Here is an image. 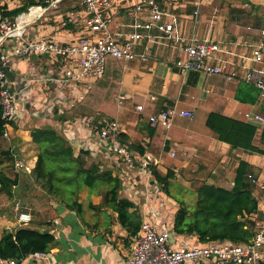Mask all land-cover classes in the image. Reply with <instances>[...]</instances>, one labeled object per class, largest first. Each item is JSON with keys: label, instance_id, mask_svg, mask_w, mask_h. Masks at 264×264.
I'll return each mask as SVG.
<instances>
[{"label": "crops", "instance_id": "crops-1", "mask_svg": "<svg viewBox=\"0 0 264 264\" xmlns=\"http://www.w3.org/2000/svg\"><path fill=\"white\" fill-rule=\"evenodd\" d=\"M134 2L122 0L112 11V30H129L126 25L134 20L130 8ZM156 2L163 11L177 16L176 30L180 36L223 43L234 69L242 70L251 65L253 47L259 32L264 30V0ZM22 5L19 0H0L4 12L19 9ZM69 11L76 12L77 20L62 26V20ZM83 21L79 0H62L56 12H46L28 25L25 36L32 39L42 35L61 43H70L83 32L86 33L87 26ZM158 36L159 32L154 30L153 42L143 40L136 46L135 52L145 53L146 60H109L104 75L93 84L84 100L60 116L53 104L58 93L55 77L62 63L51 62L47 56L39 55L29 56L22 61L12 60L8 72L17 93L20 117L7 128L9 135L0 140V145L1 150L9 151L12 158L34 168L37 148L32 143V129L45 126L56 130L69 141L75 155L79 148L88 150L90 162L99 164L101 170L109 171L112 177L119 179L118 199L133 204L127 210L133 219L139 224L149 222L157 231L168 229L174 248H178L198 244L197 239L178 236L173 232L178 202L165 194L160 185L147 180L142 173L141 163L146 161L152 164L161 175L173 172L170 180L178 177L180 166V174L189 176L182 181L187 189L184 196L187 206L195 203L197 188L196 184L191 185L189 170L197 175L194 182L205 180L209 185L229 190L233 187L239 161H244L249 169L247 175L264 181V156L242 150L230 152L229 147L217 141L205 127V119L211 112L242 120L247 112L264 117V98L259 97L254 105L242 104L234 99L237 82H226L223 76L208 77L182 72L175 66L179 57L177 44H159ZM256 68L264 69V64ZM62 92L65 96L70 94L66 89ZM79 93V90L73 91L72 95ZM119 96L125 97L122 105L117 104ZM136 105L143 107L140 112L135 110ZM167 108L192 111L194 117H176L170 130L148 123L149 116ZM81 120L94 129L100 128L104 121L118 122L122 138L141 149V152L132 150L135 154L134 164L126 165L108 151L104 142L94 138L87 126L84 128ZM253 125L260 132L262 126ZM170 151L176 153L174 158L170 157ZM182 152H187V155L184 157ZM7 162L0 158V172L5 171ZM20 174L32 178L31 173ZM36 185L34 181L31 184L23 183L20 176V183L13 189V199L0 195V237L4 231L12 232L18 228L16 205L19 212L31 215V221L23 227L47 231L54 237V243L46 252V259L28 256L17 264H126L134 236L120 223L113 205L103 202L107 188L84 187L76 196L79 206L74 209L62 205ZM25 194L27 199L24 198ZM252 194L259 206L264 201V192L253 190ZM260 219V212L248 218L254 226Z\"/></svg>", "mask_w": 264, "mask_h": 264}, {"label": "built area", "instance_id": "built-area-1", "mask_svg": "<svg viewBox=\"0 0 264 264\" xmlns=\"http://www.w3.org/2000/svg\"><path fill=\"white\" fill-rule=\"evenodd\" d=\"M62 0H44L37 6H31L13 20L3 17L0 12V108L2 118L6 121L2 138L8 137L7 128L19 117L20 112L17 93L9 79V69L12 60L22 61L29 56H47L51 62H61L55 82L58 93L54 106L60 116L66 110L74 108L77 102L84 100L85 95L92 90L93 84L105 73L107 58L122 61H133L136 58L146 60L145 53L137 54L135 48L143 40L153 42V31L157 30V42H173L177 44L179 57L175 66L182 72L198 73L208 77L223 76L226 82L245 83L253 86L264 98V69H257V65L264 64V30L259 32V38L253 47L251 65L234 69L230 54L223 43L211 40L186 39L176 30L177 16L163 11L155 0H135L131 5L134 20L126 25L128 31L122 28L111 29L112 11L122 0H79L87 26L86 33H82L77 40L61 43L48 36L38 35L32 39L26 38L27 26L44 16L46 12H56ZM197 11L194 12V15ZM166 18V19H165ZM77 20L76 12L69 11L62 20V26L72 24ZM68 90V96L63 90ZM80 91L73 96V91ZM124 96L117 98V104L122 105ZM142 106L136 105L140 112ZM176 117L192 119V111H179L167 108L148 118L151 126L170 130ZM244 121L250 124L264 125V117L247 112L243 114ZM80 123H83L81 120ZM87 126L94 138L104 142V147L117 156L126 165H133L135 154L126 144L120 143L118 135L120 128L115 120L104 121L100 128ZM79 150H85L79 148ZM171 158L176 156L170 151ZM185 157L187 152H182ZM13 168L17 173L29 174L33 167L13 157ZM152 164L141 163L142 173L147 180L153 181ZM247 179L257 192H264V181L250 174ZM234 184V183H233ZM16 224L23 227L31 221L27 212H19ZM257 212L261 219L255 226L252 238L247 243L234 244L231 242H213L207 245L195 244L174 248L171 232L168 229L157 231L149 222H143L139 232L133 238V244L126 264H264V201L258 206ZM256 212V213H257ZM33 259H46V252H36L29 255ZM0 264H17L13 259H0Z\"/></svg>", "mask_w": 264, "mask_h": 264}, {"label": "trees", "instance_id": "trees-1", "mask_svg": "<svg viewBox=\"0 0 264 264\" xmlns=\"http://www.w3.org/2000/svg\"><path fill=\"white\" fill-rule=\"evenodd\" d=\"M19 1L23 5L16 10L3 11V17L13 20L29 7L37 6L44 0ZM4 9L0 7V12ZM259 97V91L253 86L237 83L234 91L236 101L254 105ZM1 112L0 108V140L6 123ZM59 120L61 121L60 117ZM205 127L217 141L226 144L230 152L242 150L264 156V125L259 132L258 127L242 119L211 112L205 119ZM31 137L37 148V160L30 175L48 196L67 208L77 209L79 205L76 196L84 187L107 188L103 202L113 205L118 220L127 227L131 236L139 232L141 224L132 218V214L127 213L133 204L118 199L119 179L112 177L109 171L101 170L99 164L90 162L89 151L80 150L75 155L71 144L62 134L45 126L33 128ZM118 140L130 150L141 152L138 147L128 144L120 134ZM0 158L11 163L4 172H0V195L10 200L13 199V189L20 183V173L14 171L12 155L9 151L1 150V145ZM150 167L153 181L170 197L169 185L173 172L161 175L153 165ZM248 170L247 163L239 161L233 187L229 190L209 185L205 180L197 181L193 206L189 208L184 201L178 202L173 232L178 236L194 237L201 245L222 241L247 243L255 231L254 224L248 218L257 212V201L252 194L254 186L246 179ZM188 173L192 176L190 181L197 180L196 173H191L190 170ZM53 243L54 237L47 231L41 233L29 227H18L12 232L4 231L0 237V259L20 261L36 252H48Z\"/></svg>", "mask_w": 264, "mask_h": 264}, {"label": "rangeland", "instance_id": "rangeland-1", "mask_svg": "<svg viewBox=\"0 0 264 264\" xmlns=\"http://www.w3.org/2000/svg\"><path fill=\"white\" fill-rule=\"evenodd\" d=\"M108 59V58H107ZM109 60H113V59H108V60H106L105 61V67H106V63H107V65H108V61ZM141 59H135L133 62H136V61H138V62H141L140 61ZM114 61H120V62H123L122 60H114ZM187 73H190V72H187ZM124 106V105H123ZM172 162H174V161H172ZM8 163V165L6 166V167H4V169H6V168H8L10 165H11V163L10 162H7ZM174 165V164H173ZM176 165V164H175ZM174 165V166H175ZM181 170H182V168H180V166H178V171H177V175H178V177H176V178H174L173 180H170V185H169V192H170V198L171 199H173L174 201H176V202H180V201H185L184 200V196H185V194H186V192H187V189H186V187H185V185L183 184V182L182 181H185V179H188L189 178V176H188V174H185L184 176H182L181 174H180V172H181ZM20 176H22V181H23V183H29V184H31V182H33L34 180H33V178H29V176L28 175H23V174H19ZM197 185V183L196 182H192L191 183V185L193 186V185ZM191 185H189L190 187H191ZM27 186V185H26ZM36 187H38L39 188V186L38 185H36ZM24 198L25 199H27V194H25V196H24ZM6 198H5V203H7L6 202ZM21 202H22V200H21ZM20 202V203H21ZM26 203H28L27 201H25ZM188 204H189V201H188ZM191 205L192 204H194V203H190ZM189 204V206L191 207V205ZM12 201L10 202V206L12 207Z\"/></svg>", "mask_w": 264, "mask_h": 264}, {"label": "water", "instance_id": "water-1", "mask_svg": "<svg viewBox=\"0 0 264 264\" xmlns=\"http://www.w3.org/2000/svg\"><path fill=\"white\" fill-rule=\"evenodd\" d=\"M153 182H151V184H152ZM41 233H43V231H40ZM16 263H18V261H16Z\"/></svg>", "mask_w": 264, "mask_h": 264}]
</instances>
